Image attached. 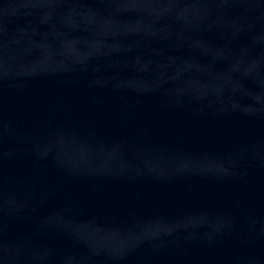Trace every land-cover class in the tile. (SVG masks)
I'll list each match as a JSON object with an SVG mask.
<instances>
[{"label": "water", "instance_id": "water-1", "mask_svg": "<svg viewBox=\"0 0 264 264\" xmlns=\"http://www.w3.org/2000/svg\"><path fill=\"white\" fill-rule=\"evenodd\" d=\"M0 264H264V0H0Z\"/></svg>", "mask_w": 264, "mask_h": 264}]
</instances>
